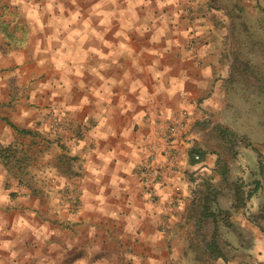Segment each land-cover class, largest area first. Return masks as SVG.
I'll use <instances>...</instances> for the list:
<instances>
[{"label": "clouds", "instance_id": "1", "mask_svg": "<svg viewBox=\"0 0 264 264\" xmlns=\"http://www.w3.org/2000/svg\"><path fill=\"white\" fill-rule=\"evenodd\" d=\"M12 3L21 7L29 32L26 42L15 43L11 49H5L9 63L4 67L12 63L17 67L15 71L0 75V88H7L6 82L13 78L18 81L24 79L28 56L35 61L37 69L52 72L46 81L38 78H35V84L29 81V99L22 102L23 105H36L39 103L38 97L43 98L51 92L48 97L50 108L38 110L21 106L19 115L13 117V122L21 126L28 121L27 128L52 142L27 165L24 174L26 183L31 182L39 187L42 182H51L54 190L47 195L55 203L50 212L61 215L67 212L70 205L63 202L59 194L64 189L75 191V182L69 175L60 172L61 157H64L72 172H78L82 167L84 172L90 174L84 182L95 184L99 192L91 194L84 188L80 197L84 206L75 215H69V220L76 222L85 212H98L110 217L118 226L122 224V241L131 239L152 245L159 243L164 239L163 234L147 235L146 230H142L144 224L150 216L155 223L159 216L170 213L171 209L166 205L171 204L174 189L182 188L187 195L188 188L182 174L188 165L183 159V152L180 158L169 159L170 149H179V143L168 145L167 132L170 124L174 126L171 128L172 135L179 142L181 133L187 131L182 126L183 122L187 119L191 124L198 112L196 104L189 103L192 92L185 90L191 77L183 70L179 76H170L173 68L165 65L161 71L160 60L165 54L172 53L174 48L180 50L182 60L192 59L195 49L186 50L181 38L190 42L202 37L207 27L199 25L205 21L197 20L195 25L187 26L188 21L181 20L182 16L187 15L184 6L190 0H12ZM165 9L170 11L165 12ZM148 33H151L149 44L160 45L163 41L166 47L142 49L141 55L148 52L150 56L159 58L153 60L151 65L142 66L140 56L132 47L130 34L142 39ZM33 37H37L35 45L25 55ZM0 39H6L2 33ZM208 51L210 48L201 49L202 53ZM2 59L4 53L0 52ZM129 61L131 67H128ZM133 70L137 74L147 75L143 79L134 78ZM201 75L211 78L212 68L205 66ZM147 76L155 81V84H151L152 92L149 91ZM191 82L202 87L200 81ZM74 89L81 94L75 103ZM130 96L135 97V101L130 100ZM161 96L163 100L158 101L157 98ZM58 97L62 98L60 102H57ZM169 102L174 107H169ZM211 106L212 101L205 100L202 107ZM138 108L141 110L137 111ZM85 109H88L87 114L82 115ZM117 113L125 117V121L117 123ZM129 113L133 114L130 119ZM81 115L85 129L83 139L75 135L70 127L79 122L77 117ZM37 123L39 127H36ZM136 125L140 126V131L134 134ZM15 139L13 129L5 125L0 133V149L13 147ZM58 139L69 147L68 151L58 147ZM112 139L117 140V146L109 151L107 142ZM101 141L106 142L103 151ZM166 150L169 155H162ZM76 157L79 160L74 159ZM93 157L99 163L93 161ZM113 161L114 169L111 168ZM173 167H178L180 171L173 172ZM144 168L149 169L148 173L139 172ZM157 168L163 169V172H157ZM120 173L128 178H122ZM16 175L4 163H0V209H16L20 204L29 203V189L20 185ZM105 176H110L107 185L102 184ZM157 177H162L159 182ZM6 185L11 186L6 188ZM121 185H124L122 189ZM108 188L112 189L111 196L117 200L124 194L128 195V201L112 212L106 211L111 198L105 196ZM12 193L19 194L16 200L12 199ZM138 195L142 197L140 200H137ZM154 197H159V204L153 203ZM38 205L39 200L30 205L24 214L17 212L12 216L10 226L9 220L0 213V264H23L19 259L21 256L24 261L29 259L30 254L24 249L29 234L37 241L42 236L50 239L56 235L55 231L50 230L48 219L37 216V211L42 212ZM183 208L181 203L179 210ZM96 232V228L92 227L88 236L95 240ZM95 243V251L99 253L101 242ZM256 244L252 254L258 261L264 262V247L260 246L259 240ZM112 254L109 251L94 264H101ZM116 254L122 257L123 264H157L151 256L145 260L139 252L128 249L126 243L116 250ZM75 264H87V261L82 259Z\"/></svg>", "mask_w": 264, "mask_h": 264}, {"label": "crops", "instance_id": "2", "mask_svg": "<svg viewBox=\"0 0 264 264\" xmlns=\"http://www.w3.org/2000/svg\"><path fill=\"white\" fill-rule=\"evenodd\" d=\"M234 0H190L188 5H185L187 12L186 16H182L181 20H187L188 25H195L197 20H203L205 23L199 26L204 28L207 27V31L202 37H196L190 42L184 41L181 38V43L185 46V49L191 51L193 58L188 60H182L179 49H173L172 53L165 54L164 58L160 60V70H163V66L168 65L173 68V71L169 73L170 76H179L180 72L186 71L187 75L191 77V80L200 81L202 87H197L191 80L185 85V90L192 92V98L189 103H195L198 109L197 118L187 125V131L184 132L183 136L179 138L171 139L168 135L166 143L172 145L179 143V149L171 148L172 152L169 159L180 158L181 152H183V159L186 160L188 165L183 170L184 182L188 184L186 189L187 195H185L184 189L178 191L174 189L171 198V204L166 205L170 207L171 211L169 214L159 216L156 222L153 223V217H148L147 222L144 224L142 230H146L147 235L152 236L158 233H162L164 239L160 240L159 243L152 245L151 243H141L140 240L122 241L120 236L123 235L122 224L120 226L110 219L108 216H104L98 212H85L84 215L80 216L76 222H72L68 219L69 215H75L77 211L81 210L84 206V202L81 201L80 197L83 195V189L87 188L91 194H99L98 187L92 183H85V177H90V174L81 170L78 172H72L71 168L65 163V158L61 157L62 167L60 172L62 175H69L70 179L75 182V191L64 189L59 195H61L63 202L70 205L68 211L63 213H51L50 209L55 203L52 197L48 196L49 191H53L51 182H42L39 187L34 186L31 182L26 183L25 170L29 162L41 151L45 146H50L51 141H48L45 137L41 136L38 132L27 128L28 121L25 125L21 126L13 122V117L19 115V108L35 107L38 110L50 108L51 102L48 97L51 96V92L46 93L43 98L38 97L39 103L36 105H23L22 102L29 99L28 97V82L35 84L38 78L41 81L48 80L52 72L51 70H39L36 67L35 61L28 56V63L26 65L27 75L24 76L22 81H18L13 78L7 81V88H0V133L3 132L5 125L10 126L13 129L16 137L15 144L7 150L0 149V163H4L9 170L14 171L16 179L19 180L21 186H26L31 194L28 204H20L16 209H0V213H3L5 219L9 220V226L11 225V218L17 212L24 214L25 210L30 205L35 204L39 200L37 208H42L41 211H37V216L41 215L43 218L48 219L50 230L55 231L56 235L50 239H45L43 236L39 241L36 237L31 234L28 235L24 243V249L26 253L30 254L29 259L24 261L23 256L19 259L23 261V264H75L78 260H86L87 264H94L95 260H100L101 256L108 255V252L113 254L107 260L101 261V264H123L122 257L116 254L118 248H122L126 243L128 249L139 252L146 260L148 256H151L156 260L157 264H264V262L258 261L252 254L253 250L257 247L256 241L259 240L260 246L264 247V225L251 218L252 212L259 211L260 214H264V208L258 209H244V210H233L231 224L225 226L222 224L219 218H216L217 208L206 206L208 203L207 199L203 196L202 191L205 190L201 187V184H205L208 181V174L219 168L218 161L208 155L205 160L197 163L194 160V155H190L192 149L203 147L202 142H197L196 133H200L202 137L203 132L198 131V125L201 124V120L205 119L208 113L213 108L217 99L210 97L213 89L215 80L217 79V73L220 71V57L221 48L219 40L223 34L220 29V25L227 23V17L229 18L237 13V9L234 8ZM169 9H165V12H169ZM233 13L227 15V13ZM186 30V29H185ZM29 29L27 27L24 15L21 11L20 6H14L12 0H0V33L6 39H0V52L4 53V59L0 60V75L6 72L15 71L16 65L12 63L8 67L7 65V52L5 49H11L15 43H24L27 40ZM195 35V33H193ZM151 33L145 35L144 38H138L135 34H130L132 47L136 50L138 56H140L141 65H151L153 60L159 59L155 56H150L148 52H143L142 49L153 47L163 49L166 47L162 41L160 45H151L148 40ZM37 37L32 38V42L29 44V49L25 51V55L35 45ZM202 48H210L207 53H202ZM201 56L204 58L201 59ZM124 63V61H121ZM205 66L212 68V77L205 78L201 75L202 69ZM128 67H131V61L128 62ZM24 71V70H22ZM134 71V70H133ZM147 74H137L134 71V78L143 79ZM147 82L149 84V91L152 92L153 88L151 84H155V81L151 80L150 76H147ZM74 98L73 103L77 102L78 96L77 90H73ZM62 98H57V102H60ZM130 100L135 101V97L130 96ZM158 101L163 100V97H158ZM179 99V97H178ZM205 100H211L212 106L208 108L202 107ZM114 104L116 101L113 102ZM169 107H174L171 102L168 103ZM141 109H137L140 111ZM147 110L146 108L144 109ZM88 109H85L87 114ZM82 115L78 116V123L70 126L80 139H83V127ZM117 115V123L125 121V117ZM133 114H128V119ZM36 117H33L35 120ZM147 117L145 120L147 121ZM199 121V124L197 122ZM91 123V121H90ZM160 121L157 120V124ZM39 123L36 127H39ZM172 125L170 124L169 127ZM140 131V126L136 125L134 134ZM168 133V132H167ZM119 135V133H118ZM163 139V136L161 137ZM57 145L63 151H68L69 147L64 143L57 140ZM110 151L112 148H116L117 140L112 139L107 142ZM95 147V145H91ZM106 147V142H100V148L103 151ZM199 154V153H197ZM162 155L168 156L169 154L162 153ZM79 160V157L74 158ZM93 161L99 163L96 157H93ZM127 161H125L126 163ZM151 163V160H149ZM111 168H115V161L111 165ZM173 172H178V167H173ZM149 169H140L139 172L148 173ZM157 172H163V169L157 168ZM139 172L137 175H139ZM122 178L127 179L128 177L124 173H120ZM162 177H157V181ZM110 180V176H105L102 184L107 185ZM216 182L218 178L214 179ZM255 182V186L259 185V182ZM11 185H6L10 187ZM58 187V185H57ZM121 189L124 185L120 186ZM112 189L108 188L105 192L106 197H111L108 200L106 211H115L118 205L128 201V195L124 194L120 200L111 196ZM18 193H12V199L18 198ZM142 197L137 196V200ZM95 204V201H89ZM220 202L217 198L216 203ZM154 204H159V197L153 198ZM183 203V210H179L180 204ZM216 205V204H215ZM36 210V209H34ZM247 215V217L245 216ZM215 222V225L211 227V222ZM95 227L96 237L95 240L88 236L89 229ZM226 230L227 237L221 233ZM12 237H5V239H11ZM100 241L101 251L97 253L95 251L96 243ZM235 249L232 255H229L222 249L224 246ZM218 247L224 257H214L208 250L209 247ZM199 248V250H198ZM7 255V254H4ZM131 264V262H129Z\"/></svg>", "mask_w": 264, "mask_h": 264}, {"label": "rangeland", "instance_id": "3", "mask_svg": "<svg viewBox=\"0 0 264 264\" xmlns=\"http://www.w3.org/2000/svg\"><path fill=\"white\" fill-rule=\"evenodd\" d=\"M232 2L237 13L227 17L231 23L220 25V71L210 94L217 100L201 124L197 122L204 134L196 133L197 142L203 147L190 153L218 161L219 168L201 187L206 206L217 208L215 217L225 226L231 224L233 210L264 208V0ZM250 217L264 225L259 211ZM221 234L227 237L226 230ZM222 249L229 255L235 251L226 245Z\"/></svg>", "mask_w": 264, "mask_h": 264}, {"label": "trees", "instance_id": "4", "mask_svg": "<svg viewBox=\"0 0 264 264\" xmlns=\"http://www.w3.org/2000/svg\"><path fill=\"white\" fill-rule=\"evenodd\" d=\"M199 155H200V160L196 161L197 163L201 162L204 159V156L201 155V153H199ZM260 168H261V171L264 172V165H261ZM208 250L210 251V254L214 257H217V258L224 257V255L221 253L220 248H218V247L211 246L208 248Z\"/></svg>", "mask_w": 264, "mask_h": 264}, {"label": "built area", "instance_id": "5", "mask_svg": "<svg viewBox=\"0 0 264 264\" xmlns=\"http://www.w3.org/2000/svg\"><path fill=\"white\" fill-rule=\"evenodd\" d=\"M187 125H188V121H187V119H185V121L183 122V125H182V126H183L184 128H187ZM172 127H174V126H171V127H170V130H169L168 133H167V135H168L171 139L176 138L174 135H172V131H171V128H172ZM183 134H184V132L181 133L180 137L183 136ZM171 150H172V149H170V151H171ZM171 152H172V151H171ZM165 154H169L168 150L165 151ZM194 159H195V161H199V160H200V155H199V154H195V155H194ZM176 190L178 191L179 189H176Z\"/></svg>", "mask_w": 264, "mask_h": 264}]
</instances>
